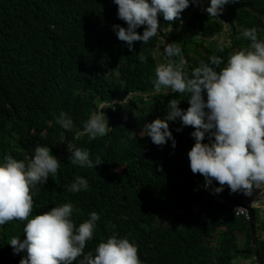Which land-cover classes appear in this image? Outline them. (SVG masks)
<instances>
[{
    "label": "trees",
    "instance_id": "trees-1",
    "mask_svg": "<svg viewBox=\"0 0 264 264\" xmlns=\"http://www.w3.org/2000/svg\"><path fill=\"white\" fill-rule=\"evenodd\" d=\"M209 5L210 0H201L199 6L190 0L173 22L158 14L159 26L182 28L159 30L147 44L133 42L130 50L113 27H127L114 0H0V162L6 155L26 160L37 146L50 149L60 167L55 177L37 185L32 215L71 203V218L79 226L90 213H98L85 254H95L98 244L112 235L136 243L143 264H232L238 255L254 254L249 221L217 202L213 191L207 194L205 178L191 171L188 152L195 129L183 126L180 118L169 121L175 148L171 139L158 146L140 135L145 124L166 117L170 100L180 99L185 111L190 106L186 93H154L158 63L152 52L161 45L160 34L170 36L167 44L179 43L189 77L213 54L226 63L230 53L247 48L251 41L243 35L246 29L255 28L264 40V0H239L226 4L220 15L234 25L232 47L220 52L216 41L212 47L205 45L190 35V26H200L206 36L221 31L223 24H212L203 12ZM145 27L136 31L142 34ZM141 53L147 62L139 59ZM173 59L179 62V57ZM132 92L139 94L123 102ZM203 95L206 102V91ZM115 99L119 101L113 103ZM108 102L109 108L101 111L112 130L94 140L80 134L90 115ZM61 111L72 120L68 130L57 123ZM134 133L136 138H131ZM210 141L206 133L203 142ZM69 148L87 149L94 163L97 156L103 163L74 165ZM77 176L87 180L88 188L69 192ZM223 188L243 196L227 185ZM166 215L172 226L157 222ZM258 222L264 231V221ZM26 223L0 225V264H19L26 256V251L14 254L9 244L13 236L26 238ZM259 247L264 261V237H259Z\"/></svg>",
    "mask_w": 264,
    "mask_h": 264
},
{
    "label": "clouds",
    "instance_id": "clouds-1",
    "mask_svg": "<svg viewBox=\"0 0 264 264\" xmlns=\"http://www.w3.org/2000/svg\"><path fill=\"white\" fill-rule=\"evenodd\" d=\"M114 2L118 5L119 19L127 24L126 28L114 25V30L118 39L126 42L132 50L133 42L147 44L157 36L159 30L163 33L180 30L182 24L175 27L161 23L159 26L158 14L162 13L165 21H176L183 10L189 7L190 0ZM230 2L237 3L239 0H210V5L203 7L204 14L213 20L212 24H223L221 31L206 36L200 26H190V35L203 39V43L209 47L216 41L220 52L224 51L223 47L231 48L234 25L230 20L220 17L224 6ZM192 3L199 6L201 0H192ZM140 26H146L142 34L136 31ZM243 35L251 41L247 48L230 53L226 63L221 56L213 54L208 63L201 62L200 66L194 68L190 77L185 71L186 60L179 43L165 45L163 55L157 57L156 51L163 45L161 42L152 52L158 63L152 81L154 93H186L190 106L185 111L179 107L180 99L170 100L166 117L145 124L140 135L149 136L158 146L171 139L172 147L175 148L176 141L168 122L180 118L183 126L194 128L191 135L195 143L188 152L191 171L205 178L207 194L213 191L217 202L230 205L233 214L244 216L250 223L251 216L247 208L229 204L223 198L218 201L215 194L221 191L226 193L223 188L225 185L232 193L243 192L242 197L226 194L255 207L259 244V237H264L261 223L258 222L259 219L264 221V40L258 39L255 28L246 29ZM160 38L168 42L170 36L160 34ZM174 57H179V62ZM139 59L147 62L143 53ZM222 64L224 66L220 67ZM205 91L206 102L203 95ZM133 94L139 93L128 94L123 102ZM118 101L115 99L112 102ZM105 104L111 103L100 104L99 110L93 112L84 123L83 133L80 134H87L89 139L94 140L112 130L105 113L101 111L109 108ZM57 123L65 130L72 127V120L63 111L57 117ZM206 133L211 140L209 143L203 142ZM131 138H136L135 133ZM69 150L72 153L70 162L74 165L92 168L103 163L99 156L94 163L87 149ZM60 163L47 146L35 147L34 156H28L26 160L6 155L4 161L0 162V225L12 220L27 221L24 227L26 238L21 240L19 236H13L9 242L14 254L26 251V256L21 258L19 264H74L79 257H83L79 264H143L138 255V245L127 237L120 238L117 235L101 241L95 254L91 251L84 253L87 242L93 238L96 222L100 219L96 212L90 213L89 218L79 226L71 218L74 210L71 203L32 215L33 197L40 191L37 185L45 184L50 175L55 177ZM216 181L220 187L215 188ZM87 188V180L77 176L68 191L76 193ZM232 264L260 263L254 249L252 256L238 255L232 259Z\"/></svg>",
    "mask_w": 264,
    "mask_h": 264
},
{
    "label": "water",
    "instance_id": "water-1",
    "mask_svg": "<svg viewBox=\"0 0 264 264\" xmlns=\"http://www.w3.org/2000/svg\"><path fill=\"white\" fill-rule=\"evenodd\" d=\"M220 187L219 183L216 181L215 182V188ZM216 197L219 200V198H223L225 199V202L232 204V205H241L245 208H247L250 212V224H251V231H252V241H253V245H254V249H255V253L257 256V259L259 261L260 264H263L262 261V257L259 251V244H258V231H257V221H256V209L255 207H251V204H248L247 202L234 197V196H230L226 193H223L222 191L220 193H215Z\"/></svg>",
    "mask_w": 264,
    "mask_h": 264
},
{
    "label": "rangeland",
    "instance_id": "rangeland-1",
    "mask_svg": "<svg viewBox=\"0 0 264 264\" xmlns=\"http://www.w3.org/2000/svg\"><path fill=\"white\" fill-rule=\"evenodd\" d=\"M162 43H163V45L159 46L160 48L156 51V56L157 57H159L161 54L163 55V53H164V46L167 44V40L166 41L162 40ZM148 104H149V102H148ZM145 107H147V106H145ZM157 220H158L157 222L160 225H163V226H172L173 223H174V221H171L169 219V216H167V215L166 216H161Z\"/></svg>",
    "mask_w": 264,
    "mask_h": 264
}]
</instances>
